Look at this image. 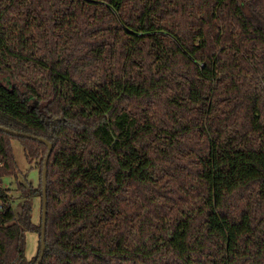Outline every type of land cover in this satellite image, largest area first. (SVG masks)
Returning a JSON list of instances; mask_svg holds the SVG:
<instances>
[{
    "label": "trees",
    "instance_id": "trees-1",
    "mask_svg": "<svg viewBox=\"0 0 264 264\" xmlns=\"http://www.w3.org/2000/svg\"><path fill=\"white\" fill-rule=\"evenodd\" d=\"M0 125L42 264H264V0H0ZM47 150L0 130V264Z\"/></svg>",
    "mask_w": 264,
    "mask_h": 264
},
{
    "label": "rangeland",
    "instance_id": "rangeland-1",
    "mask_svg": "<svg viewBox=\"0 0 264 264\" xmlns=\"http://www.w3.org/2000/svg\"><path fill=\"white\" fill-rule=\"evenodd\" d=\"M13 149H14V154L17 160V165H18V178L20 181H27L33 185H37L39 182V169L36 166V163H30L26 156L25 152L23 149V146L20 144L19 141L13 140ZM15 179L6 177L3 178V185L7 186L10 185L12 186L13 189H15ZM14 195L18 196V192L15 191L13 192ZM36 204H37V210L35 208V216L34 218L38 219L39 218V200L36 199ZM18 203L21 202V200H16ZM18 206V205H17ZM26 255L29 259H32L38 252L39 248V235L36 232H26Z\"/></svg>",
    "mask_w": 264,
    "mask_h": 264
},
{
    "label": "water",
    "instance_id": "water-1",
    "mask_svg": "<svg viewBox=\"0 0 264 264\" xmlns=\"http://www.w3.org/2000/svg\"><path fill=\"white\" fill-rule=\"evenodd\" d=\"M0 130L17 136V137H25V138H31V139H37L39 141L44 142L48 146L47 154L45 156L44 162H43V169H42V192H43V199H42V228H41V248H40V255L39 259L35 264H42L46 252V231H47V212H48V160L50 157V154L53 149L52 143L42 137H37L32 134H28L25 132H20L5 126L0 125Z\"/></svg>",
    "mask_w": 264,
    "mask_h": 264
},
{
    "label": "built area",
    "instance_id": "built-area-1",
    "mask_svg": "<svg viewBox=\"0 0 264 264\" xmlns=\"http://www.w3.org/2000/svg\"><path fill=\"white\" fill-rule=\"evenodd\" d=\"M1 165V164H0ZM2 180H1V178H0V189H1V187H2ZM2 208V204L0 203V209Z\"/></svg>",
    "mask_w": 264,
    "mask_h": 264
}]
</instances>
